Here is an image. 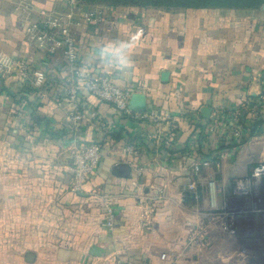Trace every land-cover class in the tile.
<instances>
[{
  "label": "crops",
  "instance_id": "0c3cea01",
  "mask_svg": "<svg viewBox=\"0 0 264 264\" xmlns=\"http://www.w3.org/2000/svg\"><path fill=\"white\" fill-rule=\"evenodd\" d=\"M21 2L32 8L31 21L39 10L64 6V0H0V51L24 58L45 76L40 87L31 80L16 89L0 85V264H264L256 243L241 256L244 242L215 231L204 237L200 255L186 242L190 229L209 221L205 203L186 187L193 166L217 150L211 114L220 116L222 132H231L216 175L219 187L246 176L259 153L248 142L257 117L241 107L264 95L263 4L170 11L83 6L100 7L104 17L76 28L81 65L121 88L140 89L130 110L166 115L178 130L168 148L151 125L82 95L77 139L101 144L102 159L81 191L71 193L65 146L74 137L63 101L65 59L28 43L27 23L14 11ZM121 58L127 63H118ZM203 107L211 109L208 119ZM111 133L140 138L138 151L127 155V140L115 142ZM206 173L203 168L197 177L200 189ZM106 204L115 215L111 230L102 225ZM161 253H174L176 260L161 261Z\"/></svg>",
  "mask_w": 264,
  "mask_h": 264
},
{
  "label": "built area",
  "instance_id": "2783aa9c",
  "mask_svg": "<svg viewBox=\"0 0 264 264\" xmlns=\"http://www.w3.org/2000/svg\"><path fill=\"white\" fill-rule=\"evenodd\" d=\"M14 11L27 23L25 34L30 45L49 55L60 51L65 59V73L62 78L63 101L69 108L67 128L74 137L65 146V153L70 162L68 170L71 193L81 191L102 159L101 144L86 143L77 139L82 129V108H86L80 100L82 95L107 103L134 121L151 125L155 129L154 136L157 140H161L168 148L173 147L175 133L178 130V124L174 119L155 111L132 112L128 106L130 97L140 89L121 88L107 75H96L79 62L76 28L84 23L102 21L104 13L100 7L85 11L77 0H64L61 10H39L35 12L36 18L32 21L30 6L21 2L16 5ZM27 80H31L35 87H40L45 81V76L41 71L32 69L24 58L0 51V85L16 89ZM56 104L60 106L61 102L58 101ZM245 107L250 115L257 109L255 105L249 104V101ZM90 115L94 116V113L90 112ZM256 117L259 121L251 129L248 142L259 145L261 150L246 176L235 179L228 188H222L217 183L216 175L220 161L228 153L225 150L229 149V146L225 140L231 136V132L227 131L226 134L225 131L222 132L223 123L220 116L218 113L211 114L212 126L218 130L217 150L214 155L200 159L193 166V180L186 187L194 199L205 203L203 206L209 213V221L197 229L188 231L186 242L196 249L199 255L204 248V237L209 230L244 242L246 247L243 246L239 250L241 256L249 253L250 245L256 243V247H260L264 242V105L260 107ZM194 141L193 137L191 142ZM123 151L130 155L134 153V148L131 144L125 143ZM203 168L207 169L206 184L200 189L197 186V177ZM104 208L102 225L111 230L115 215L110 205L106 204ZM143 214H145L143 219L149 223V213ZM159 258L161 261L176 260L174 253H161ZM114 264L126 263L115 260Z\"/></svg>",
  "mask_w": 264,
  "mask_h": 264
},
{
  "label": "trees",
  "instance_id": "16d2710c",
  "mask_svg": "<svg viewBox=\"0 0 264 264\" xmlns=\"http://www.w3.org/2000/svg\"><path fill=\"white\" fill-rule=\"evenodd\" d=\"M80 6L96 7V6H108V7H126L132 6L139 9H163V10H175V9H255L264 4V0H77ZM249 104L255 105L252 116L256 115L262 105H264V95L258 97L247 98ZM241 111H248L243 106ZM258 120V118H257ZM259 121V120H258ZM247 121H243V128L247 132ZM248 134L252 133L248 131ZM247 134V133H246ZM110 138L115 142L120 139H126L125 143L131 144L135 152L138 151V146L134 145L135 141L140 138H132L124 136L120 133H111ZM123 137V138H122ZM162 142V141H161ZM136 144V143H135Z\"/></svg>",
  "mask_w": 264,
  "mask_h": 264
},
{
  "label": "water",
  "instance_id": "95a60500",
  "mask_svg": "<svg viewBox=\"0 0 264 264\" xmlns=\"http://www.w3.org/2000/svg\"><path fill=\"white\" fill-rule=\"evenodd\" d=\"M262 9H264V4L262 5ZM135 94H132L131 97H130V100L132 99V97L134 96ZM130 103V102H129ZM129 103H128V106H129ZM130 108V107H129ZM200 113H201V116L204 118V119H208L209 116H210V113H211V109L208 108V107H203L200 109Z\"/></svg>",
  "mask_w": 264,
  "mask_h": 264
},
{
  "label": "clouds",
  "instance_id": "9594fccd",
  "mask_svg": "<svg viewBox=\"0 0 264 264\" xmlns=\"http://www.w3.org/2000/svg\"><path fill=\"white\" fill-rule=\"evenodd\" d=\"M134 37H137L138 38V35H133ZM118 63L120 64H125L127 63V61L123 60L122 58L118 61Z\"/></svg>",
  "mask_w": 264,
  "mask_h": 264
},
{
  "label": "rangeland",
  "instance_id": "374dc122",
  "mask_svg": "<svg viewBox=\"0 0 264 264\" xmlns=\"http://www.w3.org/2000/svg\"><path fill=\"white\" fill-rule=\"evenodd\" d=\"M23 3V2H22ZM259 148V152L261 150V147L259 145H256ZM258 150V149H257ZM260 247L262 248V250H264V242L261 243Z\"/></svg>",
  "mask_w": 264,
  "mask_h": 264
}]
</instances>
